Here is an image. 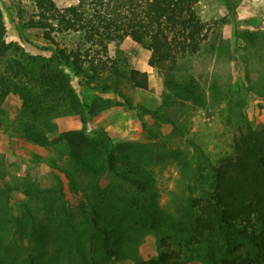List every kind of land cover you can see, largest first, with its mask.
<instances>
[{"label": "rangeland", "instance_id": "1", "mask_svg": "<svg viewBox=\"0 0 264 264\" xmlns=\"http://www.w3.org/2000/svg\"><path fill=\"white\" fill-rule=\"evenodd\" d=\"M53 1L58 8L78 2ZM195 9L210 28L208 39L197 54L174 65L151 68L149 52L141 46L129 40L108 43L109 57L147 74L145 90L120 85L134 109L111 91L100 93L81 84L72 70L57 65L81 105L96 102L100 111L89 116L84 109L82 122L67 102L50 100L40 118L48 124V137L83 131L98 138L104 131L115 145L131 144L128 151L151 169L153 183L145 198L153 212V227L146 215L117 201L104 205L127 226L106 238L109 254L102 249L101 236L89 248L82 219L73 212L66 219L62 211V200L70 204L76 200L66 174L89 194L93 180L75 170L64 143L41 148L24 139L23 127L31 117L17 96L0 100V264H28V241L39 234L56 237L66 247L44 250L48 261L57 253L59 264H134L136 259L157 258L161 240L183 264H214L207 260V244L188 243L185 206L189 198L203 197L211 168L232 155L240 133L264 128V0H199ZM0 10L5 41L14 47L10 59L21 60L30 70L40 64L56 65L40 31L24 25L33 13V0H0ZM170 80L187 90L173 91ZM135 106L156 114H144ZM99 186L108 187L109 182L102 179ZM117 191L122 195L126 189ZM211 246L217 247L218 259L256 256L244 239L226 254L219 240L211 241Z\"/></svg>", "mask_w": 264, "mask_h": 264}, {"label": "trees", "instance_id": "2", "mask_svg": "<svg viewBox=\"0 0 264 264\" xmlns=\"http://www.w3.org/2000/svg\"><path fill=\"white\" fill-rule=\"evenodd\" d=\"M77 1L75 5L58 8L53 0H33V13L24 25L40 31L53 52L51 62H56L53 67L40 64L33 70L21 60L10 59L14 47L5 41L0 10V100L9 94L17 96L23 111L31 117L23 127L24 139L41 148L64 143L75 170L93 180L89 194L67 173L68 189L76 200L73 204L62 200V211L66 219L71 216L70 212L82 219L88 231L89 248L101 236L102 249L109 254L106 238L126 230L127 226L121 216L105 211L104 205L117 201L123 208L146 215L150 228L153 227V212L145 198L153 183L151 169L128 151L131 144L115 145L104 131L98 138H90L83 131H63L53 138L48 137V124L40 118L44 115L43 106L50 100L56 104L59 100L67 102L82 122L85 121L84 109L89 116L100 111L96 102L81 105L69 86L68 76L57 65L63 64L72 70L81 84L100 93L111 91L134 109L120 85L145 90L147 74L127 69L109 57L108 43L129 40L141 46L149 52V67L155 68L174 65L197 54L208 39L210 28L196 12L199 0ZM61 38L72 39V43L60 42ZM169 87L175 92L187 90L173 80ZM135 108L144 114H156L140 106ZM102 179L109 182L108 187L99 186ZM111 183L115 185L112 187ZM124 188L126 191L119 195L117 189ZM184 218L188 243L207 244L209 263L264 264V128L256 131L249 128L234 139L232 155L211 168L203 197L188 199ZM242 239L252 246L257 257L240 261L222 255L218 259L217 247H210L211 241L219 240L226 254L234 251V246L240 245ZM28 243V264H59L57 253L53 261H48L44 250L50 246L63 251L66 248L56 237L50 239L40 234ZM164 243L161 240L157 258L136 259L134 264H183L178 253L162 246ZM35 250H39L38 253Z\"/></svg>", "mask_w": 264, "mask_h": 264}]
</instances>
